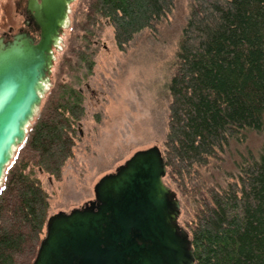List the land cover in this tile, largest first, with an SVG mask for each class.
Segmentation results:
<instances>
[{
	"label": "trees",
	"instance_id": "1",
	"mask_svg": "<svg viewBox=\"0 0 264 264\" xmlns=\"http://www.w3.org/2000/svg\"><path fill=\"white\" fill-rule=\"evenodd\" d=\"M78 3L82 29L108 22L121 51L144 30L157 31L175 6V0ZM168 89L164 182L193 201L186 225L195 264H264V0H194ZM83 101L69 85L54 87L7 166L0 264L34 263L50 217L35 169L61 179L74 156ZM254 135H263L256 152Z\"/></svg>",
	"mask_w": 264,
	"mask_h": 264
},
{
	"label": "water",
	"instance_id": "2",
	"mask_svg": "<svg viewBox=\"0 0 264 264\" xmlns=\"http://www.w3.org/2000/svg\"><path fill=\"white\" fill-rule=\"evenodd\" d=\"M31 6L39 38L0 39V188L39 114L69 19L66 1ZM166 175L158 146L135 152L99 180L94 200L48 218L33 264H195L190 235L179 223L181 202Z\"/></svg>",
	"mask_w": 264,
	"mask_h": 264
},
{
	"label": "rangeland",
	"instance_id": "3",
	"mask_svg": "<svg viewBox=\"0 0 264 264\" xmlns=\"http://www.w3.org/2000/svg\"><path fill=\"white\" fill-rule=\"evenodd\" d=\"M193 1L175 0L172 13L157 25V31L144 30L124 51L117 47L108 22L102 21L89 32L82 29L79 3L72 8L54 49L43 102L54 87L69 85L82 93L85 116L79 124L74 156L66 163L61 179L35 169L49 194L50 216L94 200L99 180L115 172L135 152L153 146L164 151L171 104L168 87ZM10 4L11 0H0V39L15 24ZM86 33L91 34L89 39ZM262 140L263 135L253 136L255 152ZM201 172L208 177L204 169ZM172 190L181 201L179 223L188 231L186 221L194 218L193 201L175 185Z\"/></svg>",
	"mask_w": 264,
	"mask_h": 264
},
{
	"label": "flooded vegetation",
	"instance_id": "4",
	"mask_svg": "<svg viewBox=\"0 0 264 264\" xmlns=\"http://www.w3.org/2000/svg\"><path fill=\"white\" fill-rule=\"evenodd\" d=\"M31 1L32 0H11L10 10L14 18L15 24L10 25L7 34L4 35L5 41H9L13 39L15 35L20 34V33H29L33 37L37 39L39 38L40 30L33 18L35 12L32 10ZM62 1L67 2V7H68L67 13L69 17L71 11H73L72 8H74L78 0H71V1L62 0ZM36 2L39 6H42L43 4V0H36Z\"/></svg>",
	"mask_w": 264,
	"mask_h": 264
}]
</instances>
